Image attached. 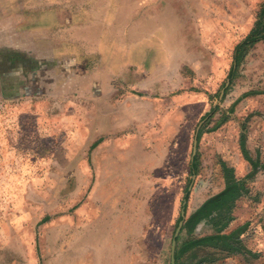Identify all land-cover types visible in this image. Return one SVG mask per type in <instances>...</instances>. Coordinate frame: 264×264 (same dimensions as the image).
I'll return each instance as SVG.
<instances>
[{"label":"rangeland","instance_id":"obj_1","mask_svg":"<svg viewBox=\"0 0 264 264\" xmlns=\"http://www.w3.org/2000/svg\"><path fill=\"white\" fill-rule=\"evenodd\" d=\"M157 1L195 17L188 26L196 41L182 81L162 88L159 135L148 128L142 145L129 136L116 142L119 151L87 150V129L65 122L69 108L52 99L0 101V264H56L71 255L86 223L104 215L112 219L117 264H169L177 222L223 187L221 164L246 192L189 236L240 230L180 253L173 264H264V39L245 49L226 84L233 46L263 0ZM187 234L180 225L174 246Z\"/></svg>","mask_w":264,"mask_h":264},{"label":"crops","instance_id":"obj_2","mask_svg":"<svg viewBox=\"0 0 264 264\" xmlns=\"http://www.w3.org/2000/svg\"><path fill=\"white\" fill-rule=\"evenodd\" d=\"M157 5L0 0V101L52 99L69 108L65 122L87 129V150H120V139L135 136L142 145L144 135H159L161 92L182 81L196 41L188 26L194 16ZM98 221L86 223L71 255L56 264H117L112 219Z\"/></svg>","mask_w":264,"mask_h":264},{"label":"trees","instance_id":"obj_3","mask_svg":"<svg viewBox=\"0 0 264 264\" xmlns=\"http://www.w3.org/2000/svg\"><path fill=\"white\" fill-rule=\"evenodd\" d=\"M264 39V0L259 6L258 12L256 14L255 20L252 24V27L248 30V32L238 41L234 44L231 54V63L229 66V70L226 74V84L230 81L234 69L237 65V63L242 58L245 49L250 46L251 44ZM215 106L210 107L209 111L204 114L203 117L207 116ZM198 133H196L197 138ZM240 149L243 158L250 164L251 168L254 169L256 162L253 161L246 153V150L243 145V138H240ZM94 143L91 144L93 146ZM221 170L223 172L224 176V184L223 187L216 193L210 195L206 199H204L189 215L182 221L181 229L184 228L185 232L188 234L184 237V239L180 242V244L176 247V244L174 246L173 250V259H176L177 256L189 250L190 248L194 246H199L207 241L213 239V238H220V239H226L231 237L234 233L238 232L240 230V227H236L234 230L229 232L226 235H204L200 237H192L189 236V233L192 231L193 227L199 223L201 220L208 218L212 212L221 209L224 204L234 198L235 196L239 195L240 193L246 192V188L244 186V182L242 179H237L234 177L232 171L230 168L225 167L221 164ZM189 171L191 174L195 172V166H194V159L191 158L190 164H189ZM187 190L184 188L181 205L180 207L184 208V199L186 198ZM181 217V215L179 216ZM48 219V216H43L40 221H44ZM176 240V236L174 237Z\"/></svg>","mask_w":264,"mask_h":264},{"label":"water","instance_id":"obj_4","mask_svg":"<svg viewBox=\"0 0 264 264\" xmlns=\"http://www.w3.org/2000/svg\"><path fill=\"white\" fill-rule=\"evenodd\" d=\"M181 216H182V211H181ZM180 225H181V220L177 222V225L173 232V238L171 239L170 242L169 264H173L174 237L178 233Z\"/></svg>","mask_w":264,"mask_h":264}]
</instances>
